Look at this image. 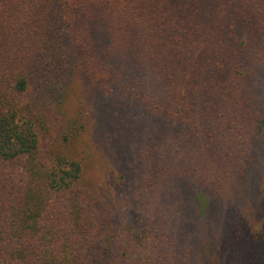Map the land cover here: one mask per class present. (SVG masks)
I'll return each instance as SVG.
<instances>
[{
  "label": "trees",
  "instance_id": "obj_1",
  "mask_svg": "<svg viewBox=\"0 0 264 264\" xmlns=\"http://www.w3.org/2000/svg\"><path fill=\"white\" fill-rule=\"evenodd\" d=\"M263 166L264 0H0V264L259 245Z\"/></svg>",
  "mask_w": 264,
  "mask_h": 264
},
{
  "label": "rangeland",
  "instance_id": "obj_2",
  "mask_svg": "<svg viewBox=\"0 0 264 264\" xmlns=\"http://www.w3.org/2000/svg\"><path fill=\"white\" fill-rule=\"evenodd\" d=\"M88 160L87 158H85ZM95 165L92 164V167H89L90 170L94 169ZM264 169V166H263ZM88 170V167H87ZM94 175V172L89 173L88 176ZM264 187V179L261 181ZM264 213V210H263ZM264 226V223H263ZM199 236V235H198ZM196 232L190 231L186 233L185 240L187 244H190L192 240L196 239ZM230 237V235L228 236ZM222 241L214 244L211 249H207L202 247L200 249L197 247L198 245L189 246L188 250H186L182 244L181 256L184 264H264V241L259 245H256L252 242L244 243L241 247L236 246V252L231 254H226L223 252L224 247L221 244ZM202 243V242H200ZM180 250V248H179ZM204 252V253H203Z\"/></svg>",
  "mask_w": 264,
  "mask_h": 264
}]
</instances>
